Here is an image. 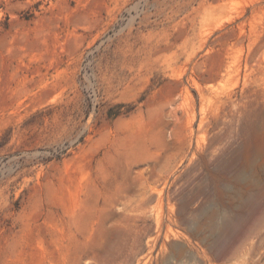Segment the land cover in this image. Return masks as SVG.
Masks as SVG:
<instances>
[{"label":"rangeland","instance_id":"obj_1","mask_svg":"<svg viewBox=\"0 0 264 264\" xmlns=\"http://www.w3.org/2000/svg\"><path fill=\"white\" fill-rule=\"evenodd\" d=\"M0 264H264V0H0Z\"/></svg>","mask_w":264,"mask_h":264}]
</instances>
